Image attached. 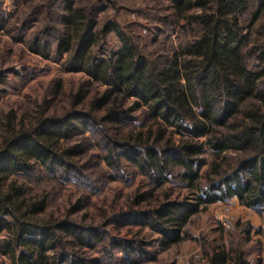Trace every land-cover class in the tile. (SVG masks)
<instances>
[{
  "label": "trees",
  "instance_id": "obj_1",
  "mask_svg": "<svg viewBox=\"0 0 264 264\" xmlns=\"http://www.w3.org/2000/svg\"><path fill=\"white\" fill-rule=\"evenodd\" d=\"M53 1L62 6L61 28H48L31 40L21 33L14 41L47 58L51 39L41 34L53 32L54 57L65 55L64 71L82 73L104 90L87 102L88 110L85 105L78 109V94L62 116H40L29 128L2 139L0 231L9 235L0 244V254L9 264H87L84 249L104 239L103 229L81 227L67 215L31 223L15 213L23 208L20 216L37 214L48 203L47 191L27 194L30 174L42 173L55 183L98 192L78 167L75 149L82 142L59 145L86 132V138L104 139L105 164L116 172H110L111 179L119 172L115 169L119 160H126L154 186L170 182L193 191L192 200L167 201L146 209L139 206L145 198L141 194L131 200L128 212L113 215L116 225L148 227L157 235L159 249L189 239L187 224L208 203L235 198L247 209L264 206V0H168L174 16L184 18L182 30L189 37L157 63L140 53L126 35L120 36L118 48L104 53L99 48L103 37L117 28L112 23L96 27L99 6L88 7L83 0ZM193 7L196 12H190ZM33 14L24 18L23 25L33 17L36 20ZM10 15L0 13V29L7 31ZM5 73L0 72V84ZM128 98L135 101L127 108ZM135 110H141L146 134L119 138L120 125L137 118ZM173 133L177 141L171 139ZM11 176L23 181L17 183ZM79 206L72 208L76 211ZM108 243L111 248L104 246V253L112 257L115 249L122 262L154 260L148 244L131 245L114 237ZM232 252L231 264H247L240 248ZM226 257L227 251L217 245L206 264H222Z\"/></svg>",
  "mask_w": 264,
  "mask_h": 264
},
{
  "label": "rangeland",
  "instance_id": "obj_2",
  "mask_svg": "<svg viewBox=\"0 0 264 264\" xmlns=\"http://www.w3.org/2000/svg\"><path fill=\"white\" fill-rule=\"evenodd\" d=\"M83 1L88 7L101 8L96 15V27L102 28L106 23L116 25L118 33L110 32L102 39L99 48L104 53L118 48L122 44L120 36L126 35L140 53L157 63L162 61L161 55H168L189 37L182 30L185 25L184 18L174 16L168 0ZM0 7V13H11L5 26L7 31L5 28L0 29V72H6L5 82L0 84L1 143L11 132L29 128L40 116H62L72 107L78 94L81 97L78 109L85 105L88 110L87 102L96 93L102 92L104 86L89 81L82 73L64 71L65 55L54 57L53 32L48 36L41 34L45 39H51L47 58L31 54L21 42L14 41V37L18 35L23 34L24 38L31 40L45 30L61 28L58 16L62 13V6L58 2L3 0ZM196 11L197 8L193 7L190 12ZM31 13L36 14V20L33 17V21L23 25L24 18L30 17ZM134 101V98H128L124 101V106L131 107ZM134 115L137 118L133 122L120 125L119 138L131 133L132 138L138 137L139 133L142 136L146 134L147 128L141 123V110H135ZM87 135L89 136L88 132L85 133ZM85 136L72 137L68 142L61 140L59 145L82 142V146L75 149L80 156L78 167L99 188L98 192L88 193L69 183H55L46 179L42 173L30 174L27 194L41 195L47 191L49 200L44 210L37 214L20 216L23 208L16 210V215L23 221L44 223L67 215L70 221L81 227L103 229L104 239L92 249H84V256L89 260L87 264H129L120 260L121 256L115 249L112 257L104 253V246L108 250L111 248L108 246L109 237L131 245L148 244L149 252L154 253V260L140 264H206L217 245L223 246L227 251V257L222 264H231L234 257L232 251L236 248L244 252L247 264H264V206L257 210L247 209L239 205L235 198L208 203L187 224L186 230L190 238L166 250L159 249L156 245L157 235L148 227L114 224L111 221L113 215L121 210L128 212L131 200L141 194L145 198L139 206L146 209L167 201L192 200L193 191L170 182L154 186L126 160H119L115 168L119 172L111 179L110 172H116L105 164L104 157L108 149L104 139L97 135L90 139ZM171 139L177 141L179 138L173 133ZM94 141L97 143L94 144ZM205 169L204 166L201 170L202 181ZM10 179H16L17 183L23 181L19 176H11ZM4 186L5 184L2 185L3 189ZM77 204L80 208L75 211L72 207ZM8 235L6 230L0 231V244L7 240ZM65 250L70 251L68 246H65ZM0 264H9L8 259L1 254Z\"/></svg>",
  "mask_w": 264,
  "mask_h": 264
}]
</instances>
